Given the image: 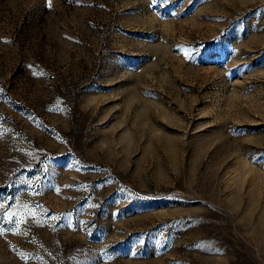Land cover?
<instances>
[{"label":"rangeland","instance_id":"1","mask_svg":"<svg viewBox=\"0 0 264 264\" xmlns=\"http://www.w3.org/2000/svg\"><path fill=\"white\" fill-rule=\"evenodd\" d=\"M0 264H264V0H0Z\"/></svg>","mask_w":264,"mask_h":264}]
</instances>
